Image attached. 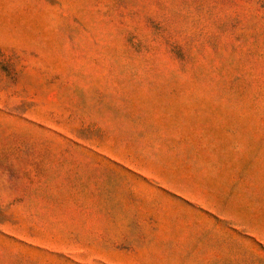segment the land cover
Listing matches in <instances>:
<instances>
[{
  "label": "rangeland",
  "instance_id": "374dc122",
  "mask_svg": "<svg viewBox=\"0 0 264 264\" xmlns=\"http://www.w3.org/2000/svg\"><path fill=\"white\" fill-rule=\"evenodd\" d=\"M0 264H264V0H0Z\"/></svg>",
  "mask_w": 264,
  "mask_h": 264
}]
</instances>
